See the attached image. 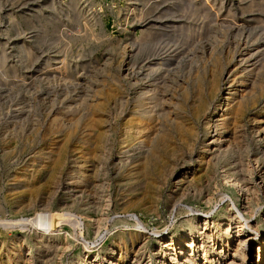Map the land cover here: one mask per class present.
<instances>
[{"label":"bare ground","instance_id":"obj_1","mask_svg":"<svg viewBox=\"0 0 264 264\" xmlns=\"http://www.w3.org/2000/svg\"><path fill=\"white\" fill-rule=\"evenodd\" d=\"M182 1L145 5L135 15L144 24L141 34L146 38L157 31L158 17L152 16L156 8L178 7ZM150 18L155 20L148 22ZM228 29L235 36L233 49L219 51L210 44L208 53V47L196 46L185 52L186 58L182 49H174L141 60L146 46L139 43L121 57L119 78L107 77L100 85L90 82L91 88L79 85L74 96L63 99L59 116L47 118L41 135L45 146L35 152V166L21 175V187L35 194L44 181L52 190L46 204L57 190L73 196L64 210L83 220L86 237L90 232L95 244L104 236L111 198L102 195L98 204L76 202L114 179L122 194L112 212L122 218L112 225L133 228L107 230V244L99 248L80 245L69 264H264V202L258 203L259 195L264 198V166L253 178L249 160L241 155L248 138L255 137L262 148L251 154L252 161L264 163V33L259 36L236 24ZM69 142L77 147L67 151ZM106 167L113 178L106 177ZM218 203L221 207L211 214ZM23 207L20 203L16 210ZM28 225L22 216L0 219L4 229ZM74 225H30L31 239L18 236L10 250L1 249L0 264H59L78 241ZM149 228L154 238L147 247Z\"/></svg>","mask_w":264,"mask_h":264},{"label":"rangeland","instance_id":"obj_2","mask_svg":"<svg viewBox=\"0 0 264 264\" xmlns=\"http://www.w3.org/2000/svg\"><path fill=\"white\" fill-rule=\"evenodd\" d=\"M153 1L0 0V219L9 221L22 216L28 218L29 222L28 227L24 229L0 228L1 254L3 249L10 250V243L20 236H24L27 241L30 240L32 232L30 225L40 222H47L49 227L60 221L65 224L75 222L74 232L78 241L72 244V254L64 255L59 264H69L71 255L81 250L80 245L99 248V245L107 244V230H110L111 234L117 229H133L122 226L123 224L112 225L122 218L112 212L115 208L118 210V197L122 194L114 179H111L112 183L109 181V187L91 192L90 196L83 194L76 202L80 204L89 201L98 204L102 195L111 198L109 209L105 213L108 216L104 223L106 228L101 232V237L104 236L95 244L91 242L90 232V237H86L87 231L83 220L73 212L64 210V207H68L64 203L74 200L73 196L57 190L53 200L46 204L48 191L50 193L52 190L44 185V181L38 184L43 189L35 194H29L18 183L21 175L35 166V152H39L41 147L45 146L41 137L42 128L49 120L47 118L52 117L51 115L59 116L56 111L60 110L66 96H74L75 92L72 90L79 89V85H82V88H86V84L89 87L91 83L100 85L102 80L105 81L107 77L113 75L119 78L118 65L121 57L129 54L131 48L136 49L139 43L146 46L145 51L140 54L141 60H145L146 55L153 57V52L156 56L157 53H171L174 49H182V56L186 58L185 52H192L196 46L203 50L208 47L204 50L208 53L210 44L219 51L233 49L235 36L228 29L230 25L245 26L246 30H251L259 36L264 33V0H185L186 2L183 0L178 7L166 8L168 11L162 5L156 8L152 16L158 17L157 31L145 38L141 34L144 24H141L135 15L142 8L150 6ZM132 10L134 13H131ZM153 19L150 18L148 22ZM157 24L166 28H161ZM170 30L175 32L172 33ZM243 38L241 36L240 39ZM120 83L123 85L124 82ZM131 94L132 91H127L129 97H132ZM36 147H39L38 150ZM67 147V151L72 150L77 144L69 142ZM261 148V143L257 142L255 137H250L246 153L241 149L242 159L249 160L253 178H256V169L264 166V163L254 164L251 154H257ZM107 169L106 167V177L113 178L112 172ZM63 178L64 175L59 181L63 182ZM168 187L169 183H165L164 190ZM216 190L219 191L217 188ZM263 202L264 198L259 195L258 203L262 205ZM20 203L24 207L18 211L16 209ZM28 203L30 207L25 206ZM220 204L212 207L211 214L221 207ZM191 213L196 215L200 212ZM41 216L43 217L39 219ZM170 220L171 218L169 222ZM169 222L166 225H169ZM64 229L68 231L67 226ZM145 233L150 239L147 247H150L154 235L150 228L146 229Z\"/></svg>","mask_w":264,"mask_h":264}]
</instances>
